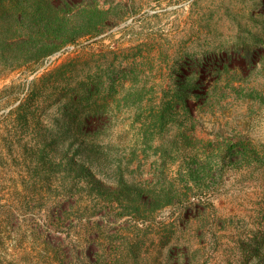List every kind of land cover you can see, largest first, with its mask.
Wrapping results in <instances>:
<instances>
[{
	"label": "rangeland",
	"instance_id": "rangeland-1",
	"mask_svg": "<svg viewBox=\"0 0 264 264\" xmlns=\"http://www.w3.org/2000/svg\"><path fill=\"white\" fill-rule=\"evenodd\" d=\"M88 1L98 35L0 56V264H264V0Z\"/></svg>",
	"mask_w": 264,
	"mask_h": 264
},
{
	"label": "trees",
	"instance_id": "trees-1",
	"mask_svg": "<svg viewBox=\"0 0 264 264\" xmlns=\"http://www.w3.org/2000/svg\"><path fill=\"white\" fill-rule=\"evenodd\" d=\"M96 10L99 17L93 14L88 0H0V56L7 57L6 47L20 49L25 54L24 63L30 67L65 47L79 46L84 36L98 35L106 24V11ZM85 170L87 182L97 184V190L101 191L102 182L88 167ZM161 202L167 206L173 199ZM138 214L139 218L144 216L143 212ZM42 244L45 254L31 264H103L104 261L86 255L73 258L70 256L73 247L67 249L62 243Z\"/></svg>",
	"mask_w": 264,
	"mask_h": 264
}]
</instances>
